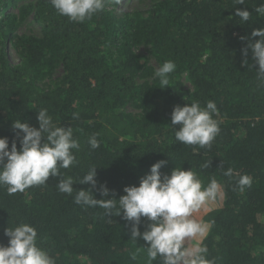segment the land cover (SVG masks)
Here are the masks:
<instances>
[{"label": "trees", "instance_id": "obj_1", "mask_svg": "<svg viewBox=\"0 0 264 264\" xmlns=\"http://www.w3.org/2000/svg\"><path fill=\"white\" fill-rule=\"evenodd\" d=\"M262 3L154 0L121 16L112 8L117 3H110L76 23L59 15L50 0H0V137L9 139V149L16 139L19 149L13 121L38 128V110L47 109L55 123L73 128L81 145L73 150L78 164L61 169L64 176L78 181L96 166L97 187L106 184L108 198L117 200L161 160L167 162L162 174L191 169L205 187L215 178L225 195L209 203L204 217L210 225L203 240L207 258L214 264H264V81L257 78L251 50L242 54L247 40L240 39L264 28V17L254 11ZM11 8L18 13H9ZM236 8L249 10L251 20L240 24ZM20 18H31L39 33L20 34ZM150 60L158 67L176 64L170 86L160 88L153 79ZM194 101L202 107L213 101L220 127L211 148H197L199 153L176 141L170 127L174 107ZM93 134L101 142L96 150L88 145ZM228 168L233 177L224 175ZM245 174L253 182L241 192L236 181ZM58 182L50 176L46 185L13 195L0 187V245H8V226L24 222L37 230L38 246L56 264H146L148 245L131 240L129 222L74 203L75 191L91 185L74 183L68 196L58 191ZM93 194L104 198L96 189ZM147 223L142 219L141 232Z\"/></svg>", "mask_w": 264, "mask_h": 264}, {"label": "clouds", "instance_id": "obj_2", "mask_svg": "<svg viewBox=\"0 0 264 264\" xmlns=\"http://www.w3.org/2000/svg\"><path fill=\"white\" fill-rule=\"evenodd\" d=\"M236 5H244L245 0H233ZM51 5L61 16H66L71 22L83 23L93 15L105 10L110 3L119 0H50ZM258 17H264V3L254 9ZM235 16L240 18V24L252 18L249 10L236 8ZM258 37L259 39H253ZM247 40L242 54L246 57L251 50L252 60L259 66L257 78L264 81V28L254 29ZM247 64V60L244 61ZM176 69L172 61H165L158 67L153 79H159L160 85L170 86L169 74ZM218 109L213 101H208L206 107L194 101L184 106H175L171 113V126L175 130V140L181 144L192 146L194 153L197 148H211L212 142L220 132L219 122L213 118ZM78 113L73 119H78ZM39 127L30 126L15 120L12 129L19 140L11 143L9 139L0 137V187L6 188L9 195L23 193L30 187L43 186L51 177H59L56 187L60 193L72 196L73 184L91 185L88 189L75 191L74 203L86 208L100 207L106 216H121L131 224V240L142 239L148 245L146 248V264H214L209 260L208 247L203 243L210 225L196 218L195 214L212 202L225 195L221 184L212 178L205 187L196 173L175 167L170 175L162 174L161 168L167 163L164 160L154 163L150 172L139 181V186H126L125 195L108 198L110 190L106 184H100L96 179V166L89 168L78 181L71 176H64L61 169H69L78 164L73 150H80V143L74 138L73 128L62 127L53 121L47 109L38 110ZM179 125V129L175 126ZM93 134L88 139L91 150L101 146ZM210 161L203 167L207 168ZM225 176L233 177V169L228 168ZM252 177L241 175L236 181L241 192L252 186ZM93 189L99 192L102 199H96ZM142 219L148 223L141 232L139 226ZM4 235L9 238L8 245H0V264H56L49 253L38 246L37 230L28 223L20 222L13 227H7ZM136 259V254H131Z\"/></svg>", "mask_w": 264, "mask_h": 264}, {"label": "rangeland", "instance_id": "obj_3", "mask_svg": "<svg viewBox=\"0 0 264 264\" xmlns=\"http://www.w3.org/2000/svg\"><path fill=\"white\" fill-rule=\"evenodd\" d=\"M153 1L154 0H120L119 3H117V5L113 6L112 8H114L115 11L119 14V16H121L131 9L132 10L146 9L148 6H150V4L153 3ZM8 12L11 14H14V13L16 14V13H18V10L15 8H11ZM20 19H21V21H23V22L20 21L21 24H19V27H18V32L20 34H29V33L38 34L39 33V31H40L39 26H37L32 21L31 18H28L25 20H22V18H20ZM0 48H1V39H0ZM6 51L8 52V55L12 61H17V54L10 47V45H7ZM150 61H151V64L153 66H155L157 69L158 65L153 60H150ZM184 80H185L184 81L185 87L187 89L191 88V84L189 83V81L187 79H185V77H184ZM211 208H212L211 205L208 204L206 206V208L201 209L198 213L195 214L196 218L205 222L204 217L211 210Z\"/></svg>", "mask_w": 264, "mask_h": 264}]
</instances>
